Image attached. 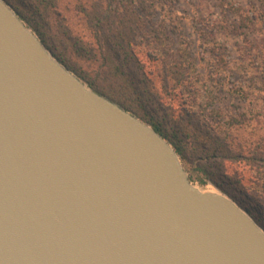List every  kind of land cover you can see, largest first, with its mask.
<instances>
[{
	"label": "water",
	"instance_id": "water-1",
	"mask_svg": "<svg viewBox=\"0 0 264 264\" xmlns=\"http://www.w3.org/2000/svg\"><path fill=\"white\" fill-rule=\"evenodd\" d=\"M0 0V264H264V228Z\"/></svg>",
	"mask_w": 264,
	"mask_h": 264
},
{
	"label": "trees",
	"instance_id": "trees-1",
	"mask_svg": "<svg viewBox=\"0 0 264 264\" xmlns=\"http://www.w3.org/2000/svg\"><path fill=\"white\" fill-rule=\"evenodd\" d=\"M4 1L36 33L53 56L88 87L147 122L166 138L180 158L196 171V174L189 175L190 180L200 185L212 182L246 208L264 228V191L254 194L250 190L254 197L245 200L223 185L225 181H233L230 173L222 171L224 163H230L232 166L229 168L233 171L234 162L245 155L237 136L230 131L239 120L235 116L219 120L216 117L219 111L214 108H205L198 113L186 107L175 118L164 116L160 119L157 116L158 100L153 76H160L165 86L170 78L174 85L180 84L184 76L164 57L148 58L147 62L151 64H147L138 55V36L144 23L138 8L150 4L149 0ZM233 10L238 15L237 21L215 19L203 14L194 21L198 37L211 40L209 52L212 64L217 66L226 63V46L216 40L217 30L250 27L255 17L242 7ZM73 22L81 23L83 31L77 30ZM78 58L86 63L85 66L78 62ZM155 59H160L162 65L158 73L149 69ZM213 121L217 123L213 124ZM245 157L258 168L253 183L258 186L259 180H262L260 187H264V152H259L257 146L251 155ZM234 173L239 175L236 170ZM234 183H240V187L245 189L240 178L234 179ZM246 191L249 192L248 189Z\"/></svg>",
	"mask_w": 264,
	"mask_h": 264
},
{
	"label": "rangeland",
	"instance_id": "rangeland-1",
	"mask_svg": "<svg viewBox=\"0 0 264 264\" xmlns=\"http://www.w3.org/2000/svg\"><path fill=\"white\" fill-rule=\"evenodd\" d=\"M149 2L150 4L138 8L144 19L138 36V55L145 62L151 57H164L184 76L180 84L174 85L170 78L166 86L160 76H153L157 90V116L160 119L164 116L175 118L186 107L198 113L205 108L217 109L219 115L216 117L219 120L235 116L239 121L232 125L230 131L237 136L245 155L234 162L233 171L229 168L232 166L230 163H224L222 171L230 173L233 181H225L223 185L237 196L252 200L256 191H264V187H260L262 180H259L258 186L253 183L256 179L253 176L258 168L252 166L245 157L251 155L257 146L259 152H264V0ZM239 7L255 14V17L250 27L217 30L216 40L226 46V63L214 65L209 52L212 42L198 37L194 21L201 14L215 19L237 21L239 18L233 8ZM73 26L80 32L83 31L81 23L73 22ZM78 62L83 66L86 64L79 58ZM147 64L151 63L148 61ZM161 66L160 59H155L149 69L158 73ZM214 122L213 124L217 123ZM226 126L227 124L223 128ZM181 162L188 175L196 174L191 165L182 159ZM236 178L241 179L245 189L240 187V183H234ZM193 182L202 188L207 185L215 186L210 181L204 185Z\"/></svg>",
	"mask_w": 264,
	"mask_h": 264
},
{
	"label": "bare ground",
	"instance_id": "bare-ground-1",
	"mask_svg": "<svg viewBox=\"0 0 264 264\" xmlns=\"http://www.w3.org/2000/svg\"><path fill=\"white\" fill-rule=\"evenodd\" d=\"M201 189H204V190H210V191H216L217 189L215 188V186L213 185H207L206 187L202 188Z\"/></svg>",
	"mask_w": 264,
	"mask_h": 264
}]
</instances>
